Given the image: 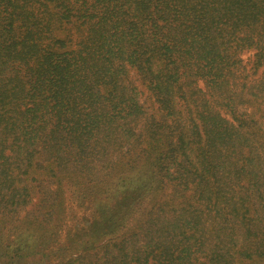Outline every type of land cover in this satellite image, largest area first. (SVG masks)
Wrapping results in <instances>:
<instances>
[{"label": "trees", "instance_id": "1", "mask_svg": "<svg viewBox=\"0 0 264 264\" xmlns=\"http://www.w3.org/2000/svg\"><path fill=\"white\" fill-rule=\"evenodd\" d=\"M0 264H264V0H0Z\"/></svg>", "mask_w": 264, "mask_h": 264}, {"label": "rangeland", "instance_id": "2", "mask_svg": "<svg viewBox=\"0 0 264 264\" xmlns=\"http://www.w3.org/2000/svg\"><path fill=\"white\" fill-rule=\"evenodd\" d=\"M58 32L61 33V30H59ZM57 35H60V34L58 33ZM46 184H47L46 182L43 183V185H46ZM37 198H39V195H38L37 197H35V199H37ZM30 210H31V211H30ZM22 213H28V214H30V215H34V216L38 215V217L41 219V215H40L38 212H33V209H31V207L26 208V209L24 210V212H22ZM40 229H41V227H40ZM35 230H36V233L39 234V237L44 236V231H43V230L40 231V230H39V227H36ZM63 234H64V235H63ZM63 234L60 233V235L57 236L58 242H57L55 245H53V247H50V248L53 249L56 245H57V246H62V245L67 244V241H68V234H67L66 232H64ZM71 236H73V238H74L75 235L71 234ZM13 237H16V235H13ZM41 244H42V243H41Z\"/></svg>", "mask_w": 264, "mask_h": 264}]
</instances>
